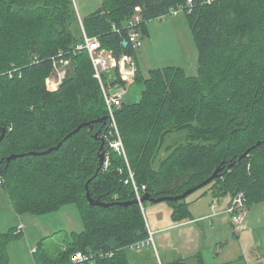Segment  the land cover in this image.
<instances>
[{
	"label": "trees",
	"instance_id": "16d2710c",
	"mask_svg": "<svg viewBox=\"0 0 264 264\" xmlns=\"http://www.w3.org/2000/svg\"><path fill=\"white\" fill-rule=\"evenodd\" d=\"M136 7H141L136 28L142 39L149 36V21L185 14L198 69L188 75L180 65L158 67L144 78L135 59L134 82L144 83L141 98L133 103L122 98L115 124L89 52L76 45L85 30L117 57L135 58L141 47L129 43L128 23ZM63 55L69 70L52 91L46 80ZM104 116L106 123L99 121ZM85 122L93 128L72 133ZM3 128L0 184L15 212L50 213L75 204L84 224L57 256L44 250L41 240L31 249L35 264H72L77 251L95 254L84 264H131L129 251L142 249L131 247L149 237L141 205H92L87 184L91 196L103 202L133 200L135 186L156 198L175 196L223 164L222 175L204 192L232 200L242 193L246 208L264 203V0H102L81 19L72 0H0ZM98 132L106 141L103 148ZM181 132L186 142L174 138L167 145L169 136ZM119 138L125 152L111 145ZM60 143L48 154H29ZM102 151L106 159L100 167ZM12 154L24 156L8 162ZM186 198L169 201L175 222L192 218ZM23 234L22 228H0V264H11L8 245Z\"/></svg>",
	"mask_w": 264,
	"mask_h": 264
},
{
	"label": "rangeland",
	"instance_id": "374dc122",
	"mask_svg": "<svg viewBox=\"0 0 264 264\" xmlns=\"http://www.w3.org/2000/svg\"><path fill=\"white\" fill-rule=\"evenodd\" d=\"M72 2L81 19V17L98 9L102 0H72ZM148 26L150 28V35L143 38V46L141 47L143 51H147L145 53V58L141 60L142 76L146 78L151 68L171 65H181L186 68L188 75H195L198 69V48L195 44L185 14L180 13L179 15H170L164 18L153 19L148 22ZM55 63L56 66L53 73L46 80L47 85L52 91L60 87L70 66L69 60L66 59L64 55L56 58ZM134 84L135 85L130 89L129 95L133 102H136L141 97V90L144 83L142 81H136ZM130 85L131 84L127 87H130ZM185 134L186 132H181L169 136L166 142L167 145L171 144L174 138L179 143L186 142L184 138ZM204 191L205 188L196 190L186 198L187 201L191 202L192 199L197 198ZM2 194H4V189L0 184V228L3 231H7L13 227H18V229L22 228L24 230L23 235L10 242L8 245L11 264H35L30 248L37 247V243L41 240H44V250L57 256L63 250V247L70 243L69 238L71 236L70 234L73 233L72 231L79 230L82 226L84 227L75 204L66 205L59 211L50 213L30 212L18 215L13 205L11 207L6 197ZM140 194V198H138L136 193V198L139 200H141L145 193L140 192ZM140 205L148 222L147 224L151 225L152 222L148 219L154 217L153 208L171 207L168 200L158 202V205H154V203L150 201L142 202ZM246 210L247 208L244 211ZM14 218L15 221H13ZM150 228L153 229V226ZM154 243V246L146 245L144 247L145 249L143 248L141 251H129L131 263H134L133 255L144 252L152 256V259L149 258V264L160 262L161 257L159 254L162 256V260H164L165 254L158 244L156 235ZM156 248L159 250L158 253L156 252ZM183 249L188 251L187 247H183ZM175 250H177V248H175ZM190 256L189 253L188 257ZM187 264H196V258H188Z\"/></svg>",
	"mask_w": 264,
	"mask_h": 264
},
{
	"label": "crops",
	"instance_id": "0c3cea01",
	"mask_svg": "<svg viewBox=\"0 0 264 264\" xmlns=\"http://www.w3.org/2000/svg\"><path fill=\"white\" fill-rule=\"evenodd\" d=\"M148 31L150 35L149 26ZM146 52L140 49L134 55L140 70L141 60L145 58ZM113 78L115 73L111 71L108 74V82H112ZM134 83L136 82L126 84V92L123 95V101L126 103H133L129 93ZM129 84L130 87H127ZM2 195L12 207L8 193L4 190ZM231 200V196H218L212 190L203 192L190 202L192 218L182 222L172 220L170 206L153 208L154 217L148 219L151 220L152 225L148 224V226L149 228L153 226L150 230L154 232V239L156 235L158 244L165 254L164 260L159 254L161 261L155 263L167 264L174 260H184L187 264L188 258L195 257L196 264H200V260L203 264H264V203L247 207L244 211V219L236 222L233 221V215L229 211ZM82 229L83 226L72 232H80ZM182 246L187 247L188 251ZM158 251L156 248L157 253ZM189 253L190 257H188ZM128 255L131 259L130 254ZM149 258L152 259V256L146 252L133 255L134 263L131 264H149Z\"/></svg>",
	"mask_w": 264,
	"mask_h": 264
},
{
	"label": "built area",
	"instance_id": "2783aa9c",
	"mask_svg": "<svg viewBox=\"0 0 264 264\" xmlns=\"http://www.w3.org/2000/svg\"><path fill=\"white\" fill-rule=\"evenodd\" d=\"M141 7H136V14L130 19L128 23L129 32V43L132 47L138 49L143 45V39L140 31L136 28L141 20L140 15ZM179 10H172V13H177ZM83 41L76 45L77 51L87 50L89 52L90 58L92 60L95 77L98 78L102 90L105 95L106 104L108 106L109 115L115 122V109L122 105V98L126 92V84L134 82L135 76L138 70L135 58L130 54H123L121 57H117L113 51L107 50L102 47L100 40L97 37H91L87 35L85 30L83 31ZM63 53H61L62 55ZM114 71L115 78L112 82H108L109 72ZM116 124V122H115ZM116 150L120 152H125L124 144L121 138L111 144ZM133 180V173H131ZM134 182V180H133ZM135 184V182H134ZM137 197L140 198V192L137 186H135ZM244 194L240 193L232 200V205L229 211L233 215V221H242L244 210L246 209ZM149 237L146 240L139 241L133 244L131 247L135 246L138 248H143L146 245H155L154 243V232L150 230ZM36 249H34L35 251ZM101 256L104 253H100ZM95 254H86L82 251H77L71 256V262L74 264H84L89 260H93Z\"/></svg>",
	"mask_w": 264,
	"mask_h": 264
},
{
	"label": "water",
	"instance_id": "95a60500",
	"mask_svg": "<svg viewBox=\"0 0 264 264\" xmlns=\"http://www.w3.org/2000/svg\"><path fill=\"white\" fill-rule=\"evenodd\" d=\"M124 44H125V46H128V41L124 40ZM106 120H107V116H104V117L99 119V121H102L104 123H106ZM85 125H89L91 128H93L92 122H85V123L81 124L72 133H76L78 130H80ZM0 133H1L0 134V143H1V141L3 140V138H4L5 134H6V129L5 128L0 129ZM69 135H71V134H69ZM96 137H100L101 138V140H102V148H103L105 146V143H106L105 139L100 136L99 132L96 133ZM60 145H61V143L58 144L55 147H51L48 150L43 151V152H30L29 154H35V155L42 154V155H45V154H48V153L52 152L53 150L59 149ZM248 152H249V150L246 153H248ZM246 153H244V154H246ZM22 156H24V154H12V155L7 157V161L10 162L12 159H16V158L22 157ZM105 159H106V152L105 151L100 152V167L104 164ZM222 170H223V164H221L209 178H207L206 180H204L200 184H198V185H196V186H194L192 188L187 189L184 193L179 194V195H175V196H162V197L155 198L150 193H145L143 195V197L141 198V200L135 198V199L130 200V201L103 202L102 200L95 199V198H93L91 196L89 188H88V184H87V198H88L89 202L92 205L102 206V207H110V206L115 205V204H117V205L140 204V203L145 202V201L158 203V202L165 201V200H168V201L182 200V199H185L186 197H188L191 193L195 192L196 190L206 186L211 181H213L215 178L220 177L222 175V174H220V172Z\"/></svg>",
	"mask_w": 264,
	"mask_h": 264
}]
</instances>
